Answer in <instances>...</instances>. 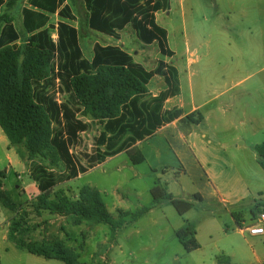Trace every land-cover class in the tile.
I'll list each match as a JSON object with an SVG mask.
<instances>
[{
  "label": "trees",
  "instance_id": "16d2710c",
  "mask_svg": "<svg viewBox=\"0 0 264 264\" xmlns=\"http://www.w3.org/2000/svg\"><path fill=\"white\" fill-rule=\"evenodd\" d=\"M18 0H10L15 5ZM86 10V27L90 31L119 41L121 32L131 28L143 44L156 43L162 56L171 58L168 32L156 19L157 13L170 9V0H82ZM210 2H213L210 0ZM5 0H0V128L10 147L21 159L34 163L31 179L40 195L32 204L37 214L70 218L75 225L108 226L115 237L124 229L128 217L137 222L153 207L135 212L118 211L112 216L102 194L84 185L77 199L64 191H51L60 182H70L123 152H127L134 165L144 162L143 156L132 148L143 142L163 126L182 116L181 110L163 112L167 99L180 94L178 71L164 62L153 73L134 62L132 56L119 46L95 44L91 60L84 57L79 31L67 21H74L67 0H29L22 10V24L26 38L21 37L13 18L2 16ZM57 16L56 40L50 34V16ZM156 75L164 77L168 89L157 97L149 93L148 86ZM66 95L60 103L57 95ZM97 122L100 132L96 146L98 154L91 158L92 167L79 165L72 149L79 143L81 133L88 125L78 115ZM189 115L188 121L198 124L201 118ZM102 149V151H101ZM258 163L264 171V143L255 147ZM63 167L58 174L55 168ZM6 172L0 170V204L16 211L13 200L4 189ZM153 205L171 206L179 216H185L199 202L186 201L168 193L158 182L151 190ZM252 222L264 214V203L258 202L251 210ZM24 219L15 218L9 228L8 240L20 250L64 264H84L73 255L62 240L50 244L26 243L23 237L34 228ZM196 224L185 222L175 235L187 253L200 248L196 239ZM1 264V258H0Z\"/></svg>",
  "mask_w": 264,
  "mask_h": 264
},
{
  "label": "crops",
  "instance_id": "0c3cea01",
  "mask_svg": "<svg viewBox=\"0 0 264 264\" xmlns=\"http://www.w3.org/2000/svg\"><path fill=\"white\" fill-rule=\"evenodd\" d=\"M186 1L173 3L170 0L168 17L179 14ZM204 5L206 10L210 7L203 19L204 25L209 26L202 41L204 54L199 55L198 50L186 42L180 57L170 49L173 57H165L170 61L162 59L177 69L180 87L178 96L166 100L163 112L181 110L182 116L132 148L144 158L140 165L148 164L144 148L152 141L156 149L150 152L155 159L150 164L154 174L164 168L175 169V172L180 170L179 175L174 176L178 196L170 194L186 201H193L197 194L201 199L197 202L198 207L204 211L205 217L214 221L222 216L229 218L230 226L224 224L225 228H212L209 233L220 231L205 240L209 245L222 238L227 240V247L215 245L205 249L197 232L200 248L188 253L198 254L194 264H264L258 254L250 253L235 237L230 238L229 233L232 231L246 243L248 240L264 242V237H251L240 231L252 223L251 210L256 203H264V171L255 150L257 145L264 143V0H213L211 5L206 2ZM160 13L156 15L157 21ZM194 66H200V75L191 73ZM196 76H199L197 82L194 81ZM156 77L163 81V85L154 92L148 86L153 97L168 89L164 77L156 75L152 79ZM184 83L188 86L189 100L184 95ZM192 114L196 115L194 119L201 118L198 124L187 120ZM11 150L21 165L16 151ZM164 154L171 158V164L161 163ZM9 166L10 172L14 170L16 180L19 177L26 186L30 175L15 171L16 162L10 160ZM25 186L23 196L31 200L39 191L38 187L36 184ZM18 188L17 185V191ZM152 207L150 212L165 205L157 207L152 204Z\"/></svg>",
  "mask_w": 264,
  "mask_h": 264
},
{
  "label": "rangeland",
  "instance_id": "374dc122",
  "mask_svg": "<svg viewBox=\"0 0 264 264\" xmlns=\"http://www.w3.org/2000/svg\"><path fill=\"white\" fill-rule=\"evenodd\" d=\"M5 1L1 14L13 18L14 25L21 37L20 43H23L26 34L22 24V10L29 6V0H18L12 6L8 4L10 0ZM171 1L175 3L177 0ZM203 1L211 5L210 0H187L184 9L179 14L176 13L171 17H168L167 11L158 14V24L169 33V47L179 57L184 53L186 42L190 44L191 48L197 49L199 55L204 54L205 48L202 41H204L205 30H209V26L204 25L203 19L205 12H209L210 7H207L208 10H206ZM67 4L75 16L74 21L67 22L78 29L80 46L86 59L91 60L93 58V49L97 43L103 46L115 45L129 53L135 63L144 66L148 71L153 73L159 71V63L163 62L162 59H165V57L160 54L156 43L151 46L143 44L137 39L131 28L121 32L119 41L90 31L85 23L87 13L83 1L67 0ZM175 7L178 8L177 4H175ZM58 21L57 16H50L49 28L54 40L57 38L55 27ZM3 26L4 22L0 21V33ZM180 62L181 60H178V63ZM191 73L200 75V66H194ZM198 78L199 76H196L194 81L197 82ZM161 84L163 85V81L156 77L150 82L149 88L153 89L154 92ZM184 95L189 100V90L186 83H184ZM57 98L60 103H64L68 99L64 94H58ZM78 117L87 123L88 129L81 133L79 143L72 149V153L77 157L79 165L91 168L90 159L98 154V150H100L96 146V140L102 128L91 118L83 117L81 114ZM0 136L4 137V140L0 137V170L6 172L4 189L10 193L13 205L17 210V212L11 211L0 204L1 264H64L58 260H48L44 257L32 255L28 251L20 250L13 242L9 241L7 238L9 228L15 218L24 219L23 221H27L29 227L34 228L26 235L19 236L23 237L26 243L42 245L50 244L58 239L62 240L70 252L84 264H194V258L198 254H188L175 235V232L184 226L185 220L197 224L199 241L203 244H205V240L220 231L209 233L212 228H222L224 224L230 226L229 218L226 216L216 218L215 221L213 219L209 220V217H205L204 211L198 207L197 202H195V207L191 213L184 217L179 216L171 206L157 208L137 222H132L131 218L128 217L125 219L128 225L119 231L115 237L112 236L108 226H93L86 222L75 225L67 217L52 215L48 212L37 214L32 204L37 200L40 192L37 191L31 197V200L24 198L22 191L25 186L24 180H19V177L16 180L14 170L10 172L9 161L16 162L15 171L24 172L27 175H30L35 165L27 162V159H21L16 153L22 163L19 165L18 159L14 151L9 148V141L1 128ZM153 146L154 144L150 141L148 146L144 148V154L149 159L148 164L135 166L130 155L123 153L97 165L80 179L60 182L51 191V196L56 191L62 190L68 197L77 199L80 189L84 185L91 186L102 193L104 203L109 208L108 211L115 218H118V211L120 210L132 213L143 207H152L153 196L151 190L156 182L168 193H172L177 197L174 176H176V173L179 175L180 170L177 169L175 172V169L164 168L158 172L159 174H154L152 165H150L155 162L154 157L152 158L150 154V152L156 150ZM170 159L164 154L161 163L169 165L172 161ZM54 171L62 174L64 168H55ZM26 180L28 183L25 187L36 184L31 177ZM17 185L20 187L18 191L16 190ZM170 186L172 189H170ZM121 206L129 210L120 208ZM229 233L231 234L230 238L235 237L246 250L258 254L264 260V242L248 240V243H246L240 236L232 234V231ZM127 238L129 239L126 240ZM226 243L227 240L220 238L219 241L215 240L209 245L205 244L204 248L207 249L206 246L211 248L215 245L227 247Z\"/></svg>",
  "mask_w": 264,
  "mask_h": 264
},
{
  "label": "built area",
  "instance_id": "2783aa9c",
  "mask_svg": "<svg viewBox=\"0 0 264 264\" xmlns=\"http://www.w3.org/2000/svg\"><path fill=\"white\" fill-rule=\"evenodd\" d=\"M240 231L251 237H264V214L259 215L250 225Z\"/></svg>",
  "mask_w": 264,
  "mask_h": 264
}]
</instances>
